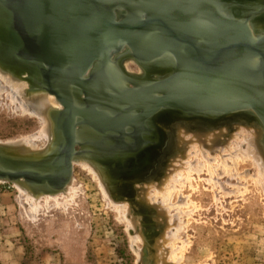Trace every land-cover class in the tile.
Segmentation results:
<instances>
[{
	"label": "water",
	"instance_id": "obj_1",
	"mask_svg": "<svg viewBox=\"0 0 264 264\" xmlns=\"http://www.w3.org/2000/svg\"><path fill=\"white\" fill-rule=\"evenodd\" d=\"M263 15L264 0H0V69H22L33 92L62 107L47 115L53 141L45 151L0 144V181L57 195L74 161L88 155L109 177L117 166L148 182L165 166L174 131L162 144L160 119L218 128L252 113L264 128V33L252 29ZM129 57L172 72L126 75ZM110 182L107 190L125 200L127 184Z\"/></svg>",
	"mask_w": 264,
	"mask_h": 264
},
{
	"label": "rangeland",
	"instance_id": "obj_2",
	"mask_svg": "<svg viewBox=\"0 0 264 264\" xmlns=\"http://www.w3.org/2000/svg\"><path fill=\"white\" fill-rule=\"evenodd\" d=\"M123 71L133 77L143 74L141 67L135 63L125 68L123 66ZM1 86L5 90L0 91V143L14 145L13 142H17L19 145L14 146L27 154L45 151L53 137L48 133L45 136L47 139H41L39 132L43 128V119L32 113L23 114L18 107L20 104L10 103L13 97L9 95L10 88L1 84V89ZM27 87L31 89L29 84ZM57 107V110L62 109L61 105ZM233 126L235 130L231 135L221 136L219 140L222 145L219 143L216 147L242 140L233 138L240 130L245 134L257 133L245 125ZM208 132H205L206 136L210 137L218 134L219 130ZM32 135L40 138H35V145L29 147L24 141ZM180 135L184 140L186 137L185 141L196 139L192 132L187 134L174 129L164 157L167 159L163 163L165 166L147 175L151 177L150 181L140 183L136 177L127 176L131 173L125 176V172L117 166L113 176L108 175L107 180H120L122 177L121 181L127 184L120 185L125 193L123 201L114 199L111 193L108 195L107 191H110L105 188L110 187L111 182L104 181L105 187L99 173V167L103 165L88 155L74 161L73 181L68 193L50 198L43 195L36 202V211L23 192L27 189L15 183L0 182V264H177L171 263L174 259L167 253L172 248V239L168 238L170 233L178 237L177 240L175 238V258L182 259L178 264H264V173L263 176L259 174V166L254 163L253 157L240 163L234 179L223 174L217 176L219 180L215 176L212 179L207 168L200 174L192 173L189 182L184 175V187L177 185L172 197L173 205L179 206L182 201L187 203L184 206L182 202L183 207L179 209L180 217L177 220L181 227L178 234L174 229L176 219L170 224L171 217L176 215L174 209L169 211L167 219V215L159 210L161 206L157 208L156 203L150 201L163 187L168 174L175 169L173 165L177 167L182 161L185 164L187 160H193L192 157H182L188 151L183 155L180 152L182 145L177 142ZM195 144L200 146L199 143ZM245 148L242 147L243 151ZM81 149L76 147L77 151ZM219 164L220 160L215 166L218 172ZM112 186L117 188L119 185ZM163 240H166V244ZM146 247L149 248V257L144 263Z\"/></svg>",
	"mask_w": 264,
	"mask_h": 264
},
{
	"label": "bare ground",
	"instance_id": "obj_3",
	"mask_svg": "<svg viewBox=\"0 0 264 264\" xmlns=\"http://www.w3.org/2000/svg\"><path fill=\"white\" fill-rule=\"evenodd\" d=\"M253 24H254V27H252V29H253V32L254 33L257 32V31L264 33V15L261 16V17H259V18H257L253 22ZM130 63H135V64L138 65V63L134 59H132L131 57H129L126 61H124V63L121 64L122 69H123V66H124V68L125 67H128ZM2 66L6 67L7 69H9L10 72L14 73V74H10L8 72L5 73V72H3L0 69V85L2 84L4 86H8V88H10L9 95H10V97L13 96L12 98H10V101H11L10 103H12V104L13 103L14 104L15 103L16 104H20V105H18V107H19V109H21V111L23 112V114L24 113L25 114L26 113H32V114H35V115H37V116H39V117H41L43 119V121H44V123H42L43 124V128H42V131H40L39 133L41 135V139L44 137V140H45V138H46L45 136L48 135V133L50 134L49 128L51 127L50 126V121L47 118V115L55 107L58 108L57 106H60V104L57 103L55 97H53V96H50V95H48V94H46L44 92H37V94H36L31 89H28L27 85L29 83L26 82V80H27L26 77L27 76H26L25 72L22 69L15 68V67H11V66H6V65H2ZM141 70H142L143 74L142 75H139V77L144 76L146 78L152 77V78H155V79H157L158 73H162V75L160 77H163L164 76L163 74H168L169 75L172 72L171 69L164 67V65H156V66H153V67H149L147 70L141 68ZM15 75L17 76V78L15 77ZM25 82L28 83V84H26ZM1 87H2V89L0 88V91L2 90L4 92L5 89H3V86H1ZM23 88H26V89H23ZM29 88H30V84H29ZM2 91H1V93H2ZM29 95H30L31 98H29ZM26 97L29 98V100H27ZM177 115L178 114H173V116H171V120H174V118L180 120V118H182V117H176ZM33 117H35V116H33ZM161 117L162 116H160L157 120H159ZM162 119H164V118H162ZM159 121H160L159 123H162L161 129L164 130V132H161V133H163V136H164V134L167 131L169 132L171 130V128H174V129H178V130L182 131L183 133H187V134H189L190 132H192L193 135L196 137V139L195 138H192L191 141H185L186 140V137H185V140H184V139L181 138L182 135L179 136L177 142H179V144L182 145L179 148L180 150H182L180 152L181 153L183 152L182 153V155H183L184 152L188 151L187 153H185L186 156L183 155L182 157H184V158H188V157L190 158V157H192L193 160H191V159L188 158L189 160H187V163L185 162V164H183V161L182 162L179 161L180 164L177 167L172 164L175 169L172 168L173 171L168 174L169 177L164 181L163 187L161 189H158V192H157L158 194L156 193L157 195L155 196V198H153L152 200H150L151 202L156 203L157 208L161 206L159 208V210L163 214L165 213L167 215V219L169 218L168 215H170L169 214V211L172 210V209H174V211L176 212V215L174 217L173 216L171 217L170 224H171V222L174 219H176V223H175V228L174 229H175V231H176L177 234H178V231H179V229L181 227V225H179L178 220H177L178 217H180L179 216L180 215V210L179 209H181L183 207V205L184 206H187V203H186V201H184V202L182 201L183 202V205H181L182 202H181V204H179V206L178 205H173L172 204V197H173L175 191H177L176 190V186L177 185L178 186L179 185L180 186H183L184 185V179H185L184 178V175L185 174H186V179L189 182V181H191V174L192 173L200 174L204 170V168H207L206 170L208 171L209 175L212 176V179L214 178V176L217 178V176L220 177V175H222V174L223 175H227L230 178H233L235 176V173L238 172V167H239L240 163H244L245 161L248 160L249 157H251V158L253 157L254 163L256 165L258 164V166H259L258 167L260 169L259 174H261V176H263V173H264V128L257 121V119L254 116V114H252V113H240V114H237V115H234V116H230L229 118H226V120H223V121L221 120V122L217 126L218 128H214L215 126H212L210 124L204 125V124H202V122H194V123H191V122H185V123L184 122L183 123L176 122L177 125H170V123H169L170 121H164V120H161V119ZM235 124L236 125H239V124L245 125V126L249 127V129H254L257 133L254 134V133H251L250 132L249 133L250 136H249L248 133L245 134V132H243V131L240 130V132L239 133H236L235 136H233V138L234 139H237V140H240V139H242V140H240L238 142H235L233 140L234 142H232V144L231 143L230 144H227L225 147L224 146H218V147H216V145L220 143V140L219 139L221 138V136L224 137V136H227L229 134L231 135V133L235 130V127L233 126ZM207 130H209L208 133H210L211 130L212 131L219 130V133L218 134L215 133L214 135H210V137H207L206 136L207 133H205ZM225 132H227V133H225ZM86 134H87V136H86ZM169 134H170V137H171V135H172L171 131H170ZM34 135L29 136L27 139L25 138V141L23 139V141L25 143H27V144L30 145L29 147H33L32 145H35V144H33V141L35 142V140H34L35 138H38V139L40 138V136L39 137H34ZM151 135L153 136V134H151ZM151 135H148V133H147L146 137H143V138L144 139L146 138V139H149L150 140V139L153 138ZM85 136H86V138L87 137L89 138V135H88L87 132L85 133ZM163 136L161 137V140H162L161 143L162 144L165 142L164 141L165 136L164 137ZM79 138H81V136H79ZM202 138H204V139H202ZM21 141H22V139H21ZM16 143L13 142L14 145H19V144H16ZM195 143H199L200 146L197 147V145ZM225 143H227V142H224V144ZM8 145H12V144L10 143ZM22 145H23V143H22ZM242 147H246L244 151H243ZM226 152H227V154H225ZM175 153H177V152H175ZM175 153H174V155H175ZM200 157H201V160H200ZM81 158H82V156H81ZM143 158L146 161L148 160V156L143 155ZM168 158H169V156H168ZM218 160H220V164L217 166L220 169L219 172H218L217 168L215 167L218 164ZM185 161H186V159H185ZM86 165H85V167H86ZM131 165H133V163H131ZM102 167H99L100 168L99 171H101L102 174H101V172H99V173H100L101 178L103 179V183L102 184L105 185L104 184V181L106 183L107 182H110V180H107L108 179V173L109 172L106 171V170H104ZM91 170L92 169H90V171ZM220 171H221V173H220ZM96 174H98V173L96 172ZM237 175H239V174H237ZM94 176L96 177L97 175H95V173H94ZM121 178H120V180L118 178H116V179H118L119 181H121L122 180ZM72 181H73V179L71 180V183H72ZM0 182H3V181H0ZM71 183L68 185V187L66 188V190L64 192H62L63 194H67L68 193L67 191L69 190V188L71 186ZM140 183H146V180H143ZM213 183L216 184V181H214ZM217 184H220V182H218ZM221 185H224V184H221ZM105 187H106V185H105ZM152 188L154 190L156 189V187H152ZM105 189L107 191V188H105ZM153 189H152V191H153ZM149 191L150 190H148V194H149ZM23 192H21V193L24 194L25 196H27L26 198L29 199L28 201L31 202V204L33 205L32 208H34V210L36 211L37 206H38V205H36V202L43 195L35 196L29 190L28 191L27 190H25V191L23 190ZM236 192H239V191H236ZM107 193H108V195L111 193L112 197H114V199L116 198V195H115L114 192H108L107 191ZM44 197H45V195H44ZM49 198H50V195H49ZM120 201H122V200H120ZM124 206H122V208H124ZM116 208L118 209V206ZM117 211H119V209ZM125 211H127V210H125ZM120 213H122V212H120ZM182 215L184 216L183 212H182ZM125 216H127V215H125ZM125 216L123 217L124 220L126 219ZM127 223H128V221H127ZM128 225H129V223H128ZM130 226H131V224H130ZM177 234H175V235H177ZM168 238L172 239V242H171L172 248L169 249L170 252H169V250H168V252L167 251L166 252L170 254V256H171L170 258L171 259L172 258L174 259V260L172 259L173 262H171V263H177L178 264V262L180 260L182 261V259L177 260V257L175 258L176 253H177L176 252L177 251V249H176L177 247H176V242L175 241L177 240L178 237L177 236L175 237V236L171 235V233H170L169 236H168ZM175 238H176V240H175ZM165 241H164V243H165ZM163 246H164V244H163ZM163 246H161V248ZM168 246H169V243H168ZM163 251L164 250H162V252ZM159 253H161V250H160ZM159 255H161V254H159ZM161 260H164V259H161Z\"/></svg>",
	"mask_w": 264,
	"mask_h": 264
}]
</instances>
